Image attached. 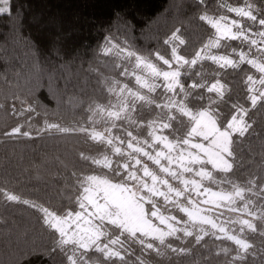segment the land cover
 Returning <instances> with one entry per match:
<instances>
[{
	"label": "snow or ice",
	"instance_id": "6c2138e0",
	"mask_svg": "<svg viewBox=\"0 0 264 264\" xmlns=\"http://www.w3.org/2000/svg\"><path fill=\"white\" fill-rule=\"evenodd\" d=\"M195 3L202 9L198 19L215 32L190 55L180 28L163 41L169 46L167 56L121 49L135 57L138 68L142 66L143 75L130 73L127 67L120 73L135 77L139 88L104 78L107 102L87 106V126L49 122L34 95H14L0 103V111L15 121L0 133V140L83 134L101 146L99 155L79 153L91 171L72 174L75 194L60 209L50 210L0 187V198L40 214L52 236L49 259L59 257V264H149L169 253L191 255L187 238L198 245L211 233L236 246L214 254L223 253L224 264H237L246 261L254 247L248 236H259L264 244V174L242 179L236 175L243 167L240 145L250 135L264 136L256 132L252 119L264 110V0L229 6L227 11L240 19L225 15L213 19L207 0ZM14 15L12 0H0V18L12 20ZM113 41L106 38L104 53L120 47ZM230 41L247 45V51ZM213 49L224 51L214 54ZM209 60L217 66L210 84L204 63ZM237 72L245 86V103L233 99L230 83L221 82L222 76ZM37 117L43 120L39 127L33 124ZM261 164L264 171V160ZM173 209L187 219L173 215Z\"/></svg>",
	"mask_w": 264,
	"mask_h": 264
},
{
	"label": "trees",
	"instance_id": "16d2710c",
	"mask_svg": "<svg viewBox=\"0 0 264 264\" xmlns=\"http://www.w3.org/2000/svg\"><path fill=\"white\" fill-rule=\"evenodd\" d=\"M207 2L213 17L234 16L227 11L229 6H245V0ZM12 6L16 14L13 19L0 18V103L14 95H34L42 106V115L46 110L49 122L63 127L87 126V106L93 101L107 102L108 94L101 86L104 78L114 77L137 87L135 77L120 75L125 67L131 73L135 58L121 49L145 56L159 51L167 56L169 46L163 41L180 28L187 41L186 54L190 55L215 32L198 19L202 9L195 0H12ZM108 37L120 47L104 53ZM230 43L238 49L247 47L238 41ZM204 63L205 79L210 84L214 82L210 73L217 66L210 60ZM221 82L230 83L233 99L245 103V86L239 72L222 76ZM252 119L256 132H264V110L255 112ZM14 123L0 111V133ZM42 123L40 117L33 121L36 127ZM101 127L98 123V130ZM240 149L243 167L237 177L264 174V136L250 135ZM100 150L101 146L83 134L0 140V187L50 210L60 209L75 194L72 174L91 171L79 153L99 155ZM95 167L99 171L100 166ZM187 239L193 248L191 255L169 253L163 259H150L149 264H224L226 256L214 253L222 247H236L232 241L216 239L211 233L198 245L192 244V237ZM248 239L254 247L247 260L237 264H264L261 238L253 235ZM51 242V233L42 226L39 213L27 205L0 198V264H59V257H47ZM174 243L180 246L179 241Z\"/></svg>",
	"mask_w": 264,
	"mask_h": 264
},
{
	"label": "rangeland",
	"instance_id": "374dc122",
	"mask_svg": "<svg viewBox=\"0 0 264 264\" xmlns=\"http://www.w3.org/2000/svg\"><path fill=\"white\" fill-rule=\"evenodd\" d=\"M242 7H243V6H242ZM233 15H234V16H231V15H225V16H228L230 19H240L239 17L236 16L235 13H233ZM212 17H213V16H212ZM218 17H219V16H217V17H213V19H217ZM242 22H243L244 24L249 23L246 19H244ZM221 23H223V21H222ZM232 30H233V31H236V29H235L234 27H233ZM243 50L247 51V47L244 48ZM124 52H125V51H124ZM212 52H213L214 54H221V52H218V51H216L215 49H213ZM132 68H133V69L131 70V72L135 71L137 75H143V74H144V71L142 70V66L139 67V68L136 66L135 58H134V62H133V66H132ZM129 87H131V86H129ZM133 88H139V85H137V87H133ZM158 93H159V90H157V94H158ZM99 124H100V123H99ZM101 125H102V124H101ZM149 166L152 167V168H154V166H153L150 162H149ZM214 190H216V189H214ZM172 214H173V215H176L178 218H181V219H187V217L184 216L183 213H180V212L176 211L175 209H173ZM232 215L235 216V215H237V214L234 213V214H232ZM244 218H248V217H244ZM204 227H205V229H208L210 226L205 225ZM221 235H222V234H221ZM244 235L246 236V235H247V232H245Z\"/></svg>",
	"mask_w": 264,
	"mask_h": 264
},
{
	"label": "bare ground",
	"instance_id": "6f19581e",
	"mask_svg": "<svg viewBox=\"0 0 264 264\" xmlns=\"http://www.w3.org/2000/svg\"><path fill=\"white\" fill-rule=\"evenodd\" d=\"M221 14H223V13H221ZM225 15V14H224Z\"/></svg>",
	"mask_w": 264,
	"mask_h": 264
}]
</instances>
